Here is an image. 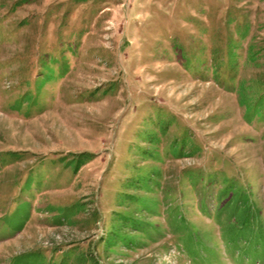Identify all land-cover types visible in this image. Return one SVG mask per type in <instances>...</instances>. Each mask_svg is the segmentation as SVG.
<instances>
[{
  "label": "rangeland",
  "instance_id": "374dc122",
  "mask_svg": "<svg viewBox=\"0 0 264 264\" xmlns=\"http://www.w3.org/2000/svg\"><path fill=\"white\" fill-rule=\"evenodd\" d=\"M232 196L264 233V0H0V264H264Z\"/></svg>",
  "mask_w": 264,
  "mask_h": 264
},
{
  "label": "trees",
  "instance_id": "16d2710c",
  "mask_svg": "<svg viewBox=\"0 0 264 264\" xmlns=\"http://www.w3.org/2000/svg\"><path fill=\"white\" fill-rule=\"evenodd\" d=\"M240 104L245 106V115L244 117L250 121L253 117V115H261V112L258 108V104L253 105L252 103H249L248 101L242 100L240 98ZM253 111V112H252ZM252 113V114H250ZM251 115V116H250ZM145 154L147 152H144ZM80 158L86 157L85 154H81L79 156ZM85 160H77L74 162V169L77 170L80 165ZM73 163V162H72ZM229 208L231 209V212L233 213L232 217L229 220V223L227 226H224L221 228V236L226 241L230 251L231 256L240 255L241 254V245L240 240L237 233H240L242 230H245L247 232H254L259 235L260 242L263 243V230L259 226V222L257 220L259 210L254 205L252 200L246 198L244 201L236 200V196H232L229 199L228 202ZM254 260H259L260 256L258 254H253Z\"/></svg>",
  "mask_w": 264,
  "mask_h": 264
}]
</instances>
